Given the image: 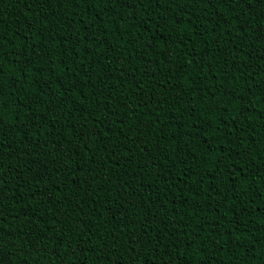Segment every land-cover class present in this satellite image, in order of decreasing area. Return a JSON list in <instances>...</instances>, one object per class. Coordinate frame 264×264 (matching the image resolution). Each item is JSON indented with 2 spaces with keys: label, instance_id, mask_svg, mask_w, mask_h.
I'll list each match as a JSON object with an SVG mask.
<instances>
[{
  "label": "trees",
  "instance_id": "16d2710c",
  "mask_svg": "<svg viewBox=\"0 0 264 264\" xmlns=\"http://www.w3.org/2000/svg\"><path fill=\"white\" fill-rule=\"evenodd\" d=\"M0 264H264V0H0Z\"/></svg>",
  "mask_w": 264,
  "mask_h": 264
},
{
  "label": "snow or ice",
  "instance_id": "6c2138e0",
  "mask_svg": "<svg viewBox=\"0 0 264 264\" xmlns=\"http://www.w3.org/2000/svg\"><path fill=\"white\" fill-rule=\"evenodd\" d=\"M43 2L46 4H51V0H43ZM58 2H59V0H58ZM86 2H87V0H86ZM235 2H236V0H233V3H235ZM244 2L250 4L252 2V0H244Z\"/></svg>",
  "mask_w": 264,
  "mask_h": 264
}]
</instances>
